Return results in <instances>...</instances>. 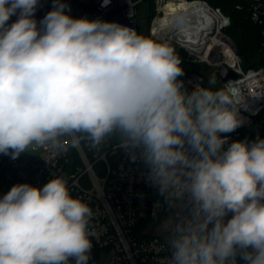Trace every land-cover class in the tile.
Masks as SVG:
<instances>
[{
	"label": "clouds",
	"instance_id": "1",
	"mask_svg": "<svg viewBox=\"0 0 264 264\" xmlns=\"http://www.w3.org/2000/svg\"><path fill=\"white\" fill-rule=\"evenodd\" d=\"M38 4L0 0V154L15 160L65 135L73 146L115 140L158 204L183 205L163 224L170 254L158 264H264V139L224 148L222 134L243 123L236 98L187 91L167 44L74 18L62 0L38 23ZM92 218L60 177L16 184L0 198V264H89Z\"/></svg>",
	"mask_w": 264,
	"mask_h": 264
},
{
	"label": "built area",
	"instance_id": "2",
	"mask_svg": "<svg viewBox=\"0 0 264 264\" xmlns=\"http://www.w3.org/2000/svg\"><path fill=\"white\" fill-rule=\"evenodd\" d=\"M66 2L74 18L119 23L141 35L138 7L148 0H110L106 7L102 6L103 0ZM170 2L185 5L187 11L196 15L199 6L212 11L220 21L212 33L213 39L218 33L221 37L215 40L216 43L203 45L197 39L198 34L188 27L182 28L189 39L187 42L181 38L167 39L160 21L165 17L164 7ZM50 10L52 0H39L34 18L39 23ZM90 11L100 17H92ZM16 18L11 17L9 23ZM251 18L255 24L263 26L264 36V0H253ZM229 26L230 19L223 11L210 6L207 1L156 0V16L149 30L151 39L173 48L182 62L205 64L218 70V76L223 67L237 75V78L229 79L222 85L224 91L236 98L238 115L243 123L235 131L222 134L228 138L225 149L240 138L241 131L250 130L254 120L264 114V68L244 67L234 41L225 34ZM196 39L198 42H195ZM183 81L191 89L198 85L206 86L204 77L198 73H191ZM56 177L64 179L71 195L82 199L93 211L91 227L96 236L91 237L93 247L89 264H104L103 252L107 253L106 264H158L162 257L170 254L165 244L164 216L169 212H182L183 205L169 209L167 205L158 204L161 198L156 189L146 182L142 166L129 162L116 147L115 140L92 147L85 138L79 145L73 146L71 136L65 135L59 138L58 143L30 146L15 160L0 154V198L16 184L43 187Z\"/></svg>",
	"mask_w": 264,
	"mask_h": 264
},
{
	"label": "trees",
	"instance_id": "3",
	"mask_svg": "<svg viewBox=\"0 0 264 264\" xmlns=\"http://www.w3.org/2000/svg\"><path fill=\"white\" fill-rule=\"evenodd\" d=\"M149 2V26L156 16L155 0H148ZM207 1L210 6L220 8L223 13L230 19V26L225 30V33L234 41L238 53L241 55L244 67L264 68V36L263 26L255 24L251 18V8L253 0H203ZM67 4L66 0H62ZM68 14H72L71 10ZM140 34L141 31L139 30ZM186 64V66H185ZM181 67L184 70V75L179 79L184 80L191 73H198L202 75L206 81L205 87H213L214 89L223 90V85L214 84L209 85V79L201 70H197L195 64H187L182 62ZM185 86V89L191 92L193 89ZM264 128V114L254 120L253 126L250 130L241 131V136L237 141H250L253 136H249V131H256ZM170 215H175L173 212L166 213V219Z\"/></svg>",
	"mask_w": 264,
	"mask_h": 264
},
{
	"label": "bare ground",
	"instance_id": "4",
	"mask_svg": "<svg viewBox=\"0 0 264 264\" xmlns=\"http://www.w3.org/2000/svg\"><path fill=\"white\" fill-rule=\"evenodd\" d=\"M197 8V12L199 13L196 15L195 13L187 11V7L185 5H178L170 2L164 7L165 17L162 21H160V24L165 31L167 39L179 40V38H181L184 42H187L189 39L185 36V34H183L182 28L186 29L190 27L191 30H194L196 35L198 34L197 39L200 44L205 45L217 42L215 40H218V38L221 37L220 33H218L216 39H213L212 33L218 28L217 26L220 23L219 18L212 11L206 10L202 6ZM178 18L181 19L177 20ZM194 19L195 22L193 23L192 21ZM190 39L193 40L192 38ZM197 39L195 42H198Z\"/></svg>",
	"mask_w": 264,
	"mask_h": 264
},
{
	"label": "rangeland",
	"instance_id": "5",
	"mask_svg": "<svg viewBox=\"0 0 264 264\" xmlns=\"http://www.w3.org/2000/svg\"><path fill=\"white\" fill-rule=\"evenodd\" d=\"M148 2H144L141 6L138 7V11H139L138 19H139L141 35L144 37L150 38V35H149L150 34V32H149L150 26H149V22H148V16H149V14H148L149 13V3ZM155 6H156V0H155ZM156 42H158V41H156ZM158 43H160V42H158ZM185 66H186V64H185ZM194 68H196L197 70H201L208 79L211 78L216 84L222 85L220 77L217 75L218 70L209 68L205 64H203V65L195 64ZM157 232H160V231L157 230ZM102 257H103L104 264H106L107 253L103 252Z\"/></svg>",
	"mask_w": 264,
	"mask_h": 264
},
{
	"label": "water",
	"instance_id": "6",
	"mask_svg": "<svg viewBox=\"0 0 264 264\" xmlns=\"http://www.w3.org/2000/svg\"><path fill=\"white\" fill-rule=\"evenodd\" d=\"M92 17H97L99 18L100 15L96 14L93 11H90ZM92 20V19H90ZM219 77L222 83H225L229 79L237 78V75L234 74L232 71L228 70L226 67H223L219 70ZM256 134V137L252 138L250 141H247L249 144L252 142L256 141L258 138L259 139H264V128L258 129L256 131H249L248 135L253 136Z\"/></svg>",
	"mask_w": 264,
	"mask_h": 264
},
{
	"label": "flooded vegetation",
	"instance_id": "7",
	"mask_svg": "<svg viewBox=\"0 0 264 264\" xmlns=\"http://www.w3.org/2000/svg\"><path fill=\"white\" fill-rule=\"evenodd\" d=\"M254 137H256V134H254L252 138H254Z\"/></svg>",
	"mask_w": 264,
	"mask_h": 264
}]
</instances>
